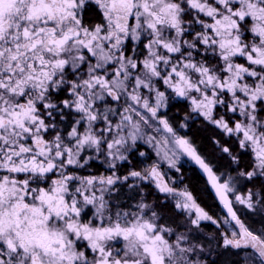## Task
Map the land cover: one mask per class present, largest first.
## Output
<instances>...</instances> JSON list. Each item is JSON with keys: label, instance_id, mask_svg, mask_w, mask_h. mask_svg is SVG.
I'll return each mask as SVG.
<instances>
[{"label": "snow or ice", "instance_id": "1", "mask_svg": "<svg viewBox=\"0 0 264 264\" xmlns=\"http://www.w3.org/2000/svg\"><path fill=\"white\" fill-rule=\"evenodd\" d=\"M225 253L264 264V0H0V264Z\"/></svg>", "mask_w": 264, "mask_h": 264}, {"label": "trees", "instance_id": "2", "mask_svg": "<svg viewBox=\"0 0 264 264\" xmlns=\"http://www.w3.org/2000/svg\"><path fill=\"white\" fill-rule=\"evenodd\" d=\"M210 134V132L198 133L196 128H193L189 133V135L194 136L201 151H203L206 155L209 156V158L215 161L213 148L206 140V137ZM215 163L219 162L215 161ZM176 179L178 183L180 179L183 180V184H181L180 187H184L185 185L188 186L199 204L206 210H208L210 214H213L214 216L222 215L223 210L221 209L212 191L210 190L206 179L203 177L201 172L194 167L192 163L184 162L182 176L180 173H177ZM242 219L246 224L251 223V220L247 219L246 217H242ZM256 219H258V217ZM233 259L234 258L230 254L225 253L217 260V264H230Z\"/></svg>", "mask_w": 264, "mask_h": 264}, {"label": "water", "instance_id": "3", "mask_svg": "<svg viewBox=\"0 0 264 264\" xmlns=\"http://www.w3.org/2000/svg\"><path fill=\"white\" fill-rule=\"evenodd\" d=\"M201 172V171H200ZM201 174H202V172H201ZM203 175V177L206 179V181H207V177H206V175H204V174H202ZM207 184H208V186H209V188H210V190L212 191V193H213V195H214V197H215V199L217 200V202H218V204H219V200H218V198L215 196V191H214V189H212L211 188V185H210V183L207 181ZM220 205V204H219ZM220 207H221V209H222V206L220 205ZM223 210V209H222Z\"/></svg>", "mask_w": 264, "mask_h": 264}]
</instances>
